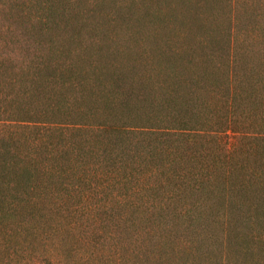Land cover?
Segmentation results:
<instances>
[{
  "label": "trees",
  "instance_id": "1",
  "mask_svg": "<svg viewBox=\"0 0 264 264\" xmlns=\"http://www.w3.org/2000/svg\"><path fill=\"white\" fill-rule=\"evenodd\" d=\"M62 64L32 66L26 87L6 91L0 102V249L12 255L48 237L37 224L50 219L45 209L90 219L103 208H123L126 222L135 209L152 217L188 206L224 248L225 261L233 250L264 264V99L237 48L214 73L220 83L172 70V86L163 87L168 79L159 85L166 96L131 90L135 95L117 102L104 91L92 93L89 107L78 102L86 90L124 78L108 63L96 68L104 79L76 80V63ZM229 131L238 136L233 148L220 139ZM146 233L135 231L128 243L143 246ZM17 237L20 248L11 250Z\"/></svg>",
  "mask_w": 264,
  "mask_h": 264
},
{
  "label": "rangeland",
  "instance_id": "2",
  "mask_svg": "<svg viewBox=\"0 0 264 264\" xmlns=\"http://www.w3.org/2000/svg\"><path fill=\"white\" fill-rule=\"evenodd\" d=\"M232 46L238 49L241 69L253 73L247 76L263 100L264 0H0V102L6 91L23 90L32 66L45 60L54 67L74 61L76 80L89 75L98 80L96 68L116 67L115 78L124 79L86 90L78 102L88 107L92 93L104 91L117 96V102L135 95L131 90L166 96L168 89L160 91L175 81L172 70L218 81L214 73L222 71ZM200 94L210 95L206 88ZM237 138L229 131L220 139L233 148ZM184 208L170 207L152 217L147 213L150 219L135 209L126 222H120L123 208H103L90 219L88 213L80 218L73 210L45 209L50 219L37 224H45L48 237L12 255L6 247L0 249V264H57L59 258L65 264H252L233 250L225 261L224 248L206 235L205 223ZM139 229L149 231L147 243L130 245ZM112 231L122 238L119 251L112 247ZM19 240L9 243L11 250L20 248Z\"/></svg>",
  "mask_w": 264,
  "mask_h": 264
}]
</instances>
